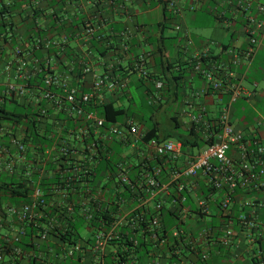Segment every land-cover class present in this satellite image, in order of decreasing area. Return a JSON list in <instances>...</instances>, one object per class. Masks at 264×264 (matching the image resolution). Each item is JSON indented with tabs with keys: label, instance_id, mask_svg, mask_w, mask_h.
Segmentation results:
<instances>
[{
	"label": "built area",
	"instance_id": "obj_1",
	"mask_svg": "<svg viewBox=\"0 0 264 264\" xmlns=\"http://www.w3.org/2000/svg\"><path fill=\"white\" fill-rule=\"evenodd\" d=\"M228 3L233 7L232 10L244 16L245 30L250 41V49L244 52V56L251 62L263 45L264 3L260 0H229ZM169 6L174 13L181 14L182 9L176 0H172ZM227 13L226 10H217L216 15L222 24L231 28L233 20L227 18ZM176 29L182 31L179 25ZM97 32V27L89 23L79 34L77 41L88 43ZM122 37L125 41L128 39L126 32ZM65 39L64 43L68 41ZM49 44L46 42L44 48ZM186 46H193L190 37L187 38ZM123 47L125 50L129 49L126 42ZM92 55V51L86 52L89 61L93 58ZM238 55L234 59L235 65L239 64ZM208 56V51L197 54L195 69L206 78L214 91L227 92L229 101L222 107L207 147L198 156H188L183 165H180L181 158L185 155L180 141L146 143L150 148V154L141 162L143 172L140 178L145 182L140 185L144 194L135 189L136 196L130 199L133 207L129 209H124L123 206L129 200L121 199L123 205L115 215L111 211V203L100 196V191H88L87 198L81 202L80 214H85L86 219L92 221L94 211L97 208L101 209L100 203L108 202L107 218H102L100 227L88 229L90 234L88 239L77 240L72 237L54 244L56 247L49 249L50 261L46 264L67 262L108 264L111 258L117 264H127V261H139L140 254L136 251H143L141 243L150 244L152 247L146 253L149 260L162 257L167 261L174 259L176 261L174 264H193L191 256L195 254L197 247L202 248L199 257L207 264L213 255L220 254V249L231 251L239 244H245L249 247L250 264H254V261L257 264H264V146L258 143L256 146L253 145L244 134L233 127V106L248 93L240 83H232L233 72H227L224 67L220 69L216 65L204 67V61ZM148 58L149 53L143 52L134 63V69L141 77L148 75L146 68ZM32 59L31 65L25 55L23 56V51L17 50L15 81L6 86L5 92L19 97L26 96L32 86L30 81L35 80L37 85L36 77L39 73L45 72L44 86L36 102L46 101L47 107L42 110L43 115H47L52 109L54 115L63 114L67 121L81 120L85 126L80 129L77 139L81 140L92 130L99 140L87 146H83L82 143L66 145V142H63L60 156L70 157L71 154L73 156L72 164L69 166L71 169L68 171L71 176L67 178L69 185L70 182L77 181V178H83L79 177L80 173L93 171L99 161L98 147L110 148L117 138L122 145L128 144L129 138L143 141V133L135 119L127 118L124 122H112L101 116L96 109H88L90 105L95 107L106 102V89L109 91L116 89L118 83L110 75H98L88 61L82 69V74L93 73L94 83L91 89L82 90L72 85V68L63 73L49 60L42 62L38 58ZM155 87L157 91L162 90L163 82H156ZM14 142L19 151L24 153L25 144L18 139ZM233 149H236L238 158L231 155ZM51 153L48 152V155ZM122 157L124 161L118 166V181L124 189L123 185L132 184L129 177V160L125 155ZM169 162L175 169H168L170 182L162 184L164 167ZM153 163H156V166L150 169ZM59 192L63 193L62 190ZM62 197L64 199L67 195ZM190 197H194L196 203L192 209L186 205ZM166 203L170 204L169 209L177 216L178 221L177 225L168 231H164L162 226V212ZM75 210L69 203L66 210L61 212L66 217H71L76 214ZM60 214L58 212L57 216H53L49 213L45 194L39 185L34 188L29 203L21 206L10 205L3 212L0 210V228L8 224V219L19 226L13 234L1 237L0 261L4 260L7 252L11 255L22 253L15 245L25 236L24 225L34 223L39 239L47 243L55 228L67 226V223L59 222ZM194 217L203 222L199 231H194L189 224ZM117 241H123L120 248L114 246Z\"/></svg>",
	"mask_w": 264,
	"mask_h": 264
},
{
	"label": "crops",
	"instance_id": "obj_2",
	"mask_svg": "<svg viewBox=\"0 0 264 264\" xmlns=\"http://www.w3.org/2000/svg\"><path fill=\"white\" fill-rule=\"evenodd\" d=\"M171 1L60 0L54 7L49 5L50 0H30V3H34L37 8L45 9L43 16L36 19V23L46 30V39H49V47H45L44 51L66 41L64 33L58 35L51 27L49 19L51 12L60 9L59 7L65 10L64 14L68 19L84 18L88 23L95 24L98 31L104 34L103 37L107 38L102 43L105 45L104 54L94 56L89 61L84 57L88 51L84 43L75 40L68 44L83 53V57L91 63L95 73L110 75L117 81L115 90L106 89V102H112L115 107L126 110L125 118L135 119L143 136L149 133L161 141L175 140L183 144L185 155L181 158L180 165H183L188 156H198L207 147L222 107L229 101L227 92L214 91L206 78L196 71L194 66L196 56L203 51L209 53L204 67L216 65L220 69L224 67L227 72H233L232 83H240L248 93L233 106V127L244 134L253 145L256 146L258 143L264 146V40L259 51L249 62L244 56V52L250 49L244 16L232 10L229 0H176L182 9L179 15L171 10L169 6ZM260 1L264 3V0ZM217 10L228 11L227 18L233 20L231 28L222 24L216 15ZM30 13V8L23 6L20 12L13 14L16 36L14 42L10 35L8 41L4 40L6 37L0 36V104L8 108H15L24 102V97L10 95L5 90L9 83L15 81L17 50L23 51L28 45L29 27L34 24ZM178 25L182 27V31L176 29ZM112 28L120 31H113ZM125 32L128 37L126 40L129 44L128 50L123 47L126 42L124 39L117 40V37ZM188 37L193 40V46H186ZM143 52L149 53L147 77H141L134 69L137 56ZM237 54L240 55L239 64L235 65L234 59ZM25 58L29 64H33L32 58L26 55ZM43 58L49 60L56 69L59 68L54 56L44 55ZM159 81L163 82V89L157 91L155 83ZM32 82L27 97L32 103H36L40 95L37 87H34L35 82ZM93 83V73L85 74L80 82V89L89 90ZM140 90L144 91L149 104L155 106L153 124L146 122L144 115L137 109L135 96ZM2 114L0 113V116ZM82 125L85 126L83 122ZM15 132L11 124L0 120V181L9 182L14 177L16 180L31 182L34 178L30 176L29 169L36 166V159L19 151L14 141L22 138L15 136L17 134ZM143 141L129 138L128 144L122 145V154L129 158L130 165L141 163L145 156H149L150 148ZM113 146L114 142L110 147ZM128 148L133 151L131 157L125 152ZM194 149H199L200 152L195 154ZM235 150L233 149L231 155L238 158ZM51 155H48L46 162L37 163L43 167L39 172L42 177L47 174L50 163L59 164L55 158H50ZM26 167L29 168L27 171ZM34 185L33 182L29 184L31 194ZM38 185L39 183L36 184ZM103 186L104 183L97 189L102 197L116 199L117 195L124 191L122 187L113 184L106 190ZM2 196L10 197L0 191V198ZM13 199L17 201L18 196ZM23 204L25 202L18 206ZM195 204L194 197H190L186 205L192 209ZM169 205L166 203L168 209ZM0 206L3 212L10 204L1 201ZM123 206L124 209H129L133 207V203L127 201ZM189 224L194 231H199L203 222L194 217ZM18 228L16 222L8 219V224L0 228V238L13 234ZM84 232L86 236L83 235V239L90 238L88 230ZM38 240L41 241L39 238H35L34 241L37 243ZM51 244H57L56 240H52ZM248 252L247 245L239 244L231 251L227 250L216 256L214 264H247ZM153 259L156 264L167 262L162 257ZM10 260L7 256L5 264H11ZM191 260L193 264L198 262L195 255L191 256Z\"/></svg>",
	"mask_w": 264,
	"mask_h": 264
},
{
	"label": "trees",
	"instance_id": "obj_3",
	"mask_svg": "<svg viewBox=\"0 0 264 264\" xmlns=\"http://www.w3.org/2000/svg\"><path fill=\"white\" fill-rule=\"evenodd\" d=\"M5 1L7 2L4 3ZM58 1L60 0H50L49 5L54 7ZM23 6L30 8V15L34 20V24L32 23V25L29 27V38L28 40L26 39L28 45L23 49V56L26 55L29 58H38L42 62L46 60L43 58L44 55H47V57L54 56L56 58L57 65L59 66L58 71L65 73L68 72L69 68H72V85L80 88V82L84 76L82 74V69L88 61L85 60L86 56H84L85 58L83 57V53L76 51V48L72 47L68 43L75 42L79 34H81V32L90 22L88 23V21H85L84 18L79 20L68 19L64 14L65 10L61 7H59L60 9L54 10L49 16L51 27L58 32V35L60 33H64L69 41L67 43H61L57 46H52L44 51V44L48 42L49 39H46V30H43L42 27L36 23V19H38L40 16H43L45 9L40 7L37 8L34 3H30V0H1L0 36L6 37L4 40L8 41V36L10 35L9 37H11V40H13V42L15 41L16 36L14 31L15 24L13 21V14L20 12L21 7ZM112 30L120 31L116 30V28H112ZM103 36L104 34L101 31H98L97 34L89 39L88 43H84L88 47V51L93 52L92 57L104 54L103 50H105V45L102 43L107 38H104ZM118 37L117 40L124 39L122 35L119 38ZM41 41H44V43L42 44ZM126 44H128L127 41ZM15 70L16 66L14 68V71ZM45 76L46 73L42 72L36 77V81L38 83L37 85L39 86L36 89L38 90L39 94L42 92L41 90L44 86L43 81ZM31 83L33 82L30 81V84ZM37 85L34 87H37ZM91 106L92 105H90L88 109H96L100 115L105 117L108 121L124 122L128 118H125V114L127 113L126 110L115 107L114 103L112 102H103L101 104L95 105V107ZM46 107V101L32 103L26 95L24 96V102L15 108H8L5 105L0 104V113H3L0 116V120H4L11 124L13 129L16 131L15 133H17L15 136L22 138L21 141L26 146L24 154L36 159V166L33 169H29L27 167L25 168L26 171L29 169L31 173L30 176L34 178L31 182L35 183L34 187H36V184L39 183L40 188L45 194L46 202L49 206V213L53 216H57L58 212L61 213L59 215V222L67 223V226L64 228H55L51 232L49 241L47 243L39 240L36 243L34 240L35 238H39V235L37 234L38 231L35 228L34 223L24 225L25 236L19 244L15 245L21 250L22 253L20 255H11L7 252L5 254L4 260L0 261V264H5V258L7 256L10 257L11 260L9 263L11 264H46L50 261L49 249L56 247L55 245L51 244L52 240H56V242L59 243L60 241L71 239L72 237H75L77 240L83 239V232L85 230L100 227L101 225L99 223L101 222L102 218H107L106 209L109 207L108 202H110V205H112L111 211L116 215L118 209L123 205L121 199L125 198L126 200L130 201V199L136 196L134 194L135 189L141 191V194H144L143 189L140 188V185L145 184L144 180L140 179L143 172L142 165L141 163L133 165L129 164V177L132 185H123L124 191L118 194L116 199L104 196L105 201L108 202L100 203L101 209L97 208L96 211H94V219L92 221L87 220L85 214H80L82 208L81 202L87 198L86 194L88 191H97V189L103 183L104 190L112 186V184L116 185L117 187H122L121 183L118 181V166L119 163L124 161L121 151L122 144L120 142L118 143V140L114 139L113 147L107 149L98 147L99 149L97 154H99V161L96 167L93 168V171L91 170L90 173H80L79 177L83 176V178H77V181L70 182L69 185L67 178L71 176L68 171L71 169L69 166L72 164L73 156L72 154L70 157L60 156V148L63 142L65 141L66 145L82 143V145L84 144L83 146H87L91 143H97L99 140H97L96 136H94V132L92 130H90L87 135H84L81 140L77 139L80 129L83 128L82 121L78 119H69L67 121L63 114L54 115L52 109L47 112V115H43L42 110ZM152 131L153 130H151V132ZM153 139H155V141L162 142L156 137L151 136L149 133L143 137V140L146 143L153 141ZM48 152H52L50 158H55L59 164L55 165L54 163H50L47 169V174L42 177L40 176L41 173L39 172L43 167L37 163L39 161H46L48 159ZM86 152H88L87 149ZM127 159L129 160L128 157ZM155 166L156 163H153L150 166V169H153ZM168 169L173 170L175 167L170 162L165 164L164 173L162 174V184H168L170 182L168 178ZM31 182L29 180L26 182L23 180H16L14 177L9 182H1V193L10 196L9 198L2 196L0 198L1 201L16 206L23 202H25V204L29 203L31 200L30 195H32L31 189L29 187ZM61 190L63 191L62 194L59 192ZM16 195L18 196V200L14 201L13 198H15ZM62 195H67V197L63 199ZM69 203L75 207L76 214L71 217H66L62 212L66 210ZM1 207L2 206H0V209ZM162 213V226L164 231H168L171 229V227L177 225V216L173 213V211L165 206V209ZM122 245L123 241H117L114 243L116 248H120ZM141 246L143 251H136L138 254H140L139 261H127V264H156L153 258L151 260L147 258L146 253L152 248L150 244L141 243ZM259 247L263 248L262 246ZM201 250V247H197L195 254H193V256L195 255L198 259L196 264H206L199 257ZM219 251L220 254L224 252L222 249ZM216 256L218 255H213L207 264H214V259ZM175 262L176 261L172 259L165 263L174 264ZM250 263L251 261H249L247 264ZM64 264L78 263L67 262ZM108 264L117 263L113 258H111L108 260ZM254 264L257 263L254 261Z\"/></svg>",
	"mask_w": 264,
	"mask_h": 264
},
{
	"label": "rangeland",
	"instance_id": "obj_4",
	"mask_svg": "<svg viewBox=\"0 0 264 264\" xmlns=\"http://www.w3.org/2000/svg\"><path fill=\"white\" fill-rule=\"evenodd\" d=\"M135 103L137 105V109L139 110V112H141L144 115V119L146 122H148L149 124H153V116L155 114V106L149 104V101L147 99V97L144 95V91L140 90L138 93H136L135 96ZM126 154L131 157L133 154V151L128 148L125 150ZM195 154H198L200 152L199 149H194L193 151ZM84 237L86 236V233L83 232Z\"/></svg>",
	"mask_w": 264,
	"mask_h": 264
}]
</instances>
